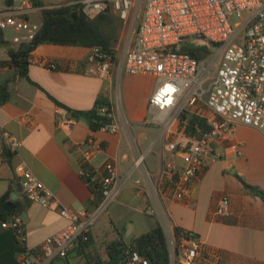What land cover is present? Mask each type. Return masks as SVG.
<instances>
[{
    "label": "crops",
    "instance_id": "1",
    "mask_svg": "<svg viewBox=\"0 0 264 264\" xmlns=\"http://www.w3.org/2000/svg\"><path fill=\"white\" fill-rule=\"evenodd\" d=\"M23 1L0 0V19ZM43 1L51 8L87 0ZM27 2L33 9L25 17L39 22L38 9ZM12 35L11 30L6 37L4 34L6 44H0V61H8L9 49L19 46L11 41ZM90 55L91 48L40 45L32 54L28 75L45 91L21 78L14 66L0 65V86L7 84L10 92L9 100L0 107V132L19 142L11 158L0 159V199L8 197L6 202H13V210H20L24 222V238H20L14 229L4 228L0 219V264H21L23 255L35 254L48 237L63 230L69 221L61 216V207L78 212L97 207L82 176V146L89 139L105 146L97 158L99 163H95L97 159L92 163L94 170L105 161L118 165V194L95 224L91 243L82 254L78 253L80 243L75 246L65 259L67 264H88V259L93 263L106 261L109 243L120 239L129 242L151 231L156 223L162 225L169 246L177 227L194 232L217 255L213 264H264V201L247 192L236 177L264 190V134L239 125L232 141L240 144L242 155L230 152L208 168L197 187L196 203L184 205L172 197L163 177L166 154L161 141L160 151L149 154L158 138L151 140L153 130H147L144 119L157 82H142L148 76L129 77L126 73L121 82L101 80L88 74ZM45 60L57 63L58 70L44 68ZM115 72L116 66L113 75ZM117 85L124 100L119 114ZM47 93L75 110H91L100 96L107 97L120 125L119 134L94 132L84 120H74L71 127L58 125V120L69 118L68 113ZM22 162L56 194L59 203L44 207L24 196L16 173V166ZM98 178L95 173L94 180ZM13 194H17L15 200ZM222 197L231 202L229 217L216 215ZM148 209L154 214H147Z\"/></svg>",
    "mask_w": 264,
    "mask_h": 264
},
{
    "label": "built area",
    "instance_id": "2",
    "mask_svg": "<svg viewBox=\"0 0 264 264\" xmlns=\"http://www.w3.org/2000/svg\"><path fill=\"white\" fill-rule=\"evenodd\" d=\"M140 2L141 16L135 40L122 62L116 56L91 48L88 74L101 80H112L113 67L132 76L153 77L157 88L148 102L150 119L146 123L162 127L164 166L172 197L187 206L196 203L197 187L205 172L230 152L242 155L240 144L232 141L239 125L264 134V0H87L85 12L94 17L110 9L123 23L131 17ZM142 4H144L142 8ZM33 7L24 0L0 19L5 37L12 31L14 44L31 42L42 22L25 17ZM211 45V54L198 60L183 50L193 40ZM42 66L58 70V64L45 60ZM111 122L101 130L119 134L120 125L113 110L101 109ZM189 113L205 120L209 129L195 126L196 134L189 136ZM73 119L58 120V125L71 127ZM145 123V124H146ZM19 142L5 131L0 132V159L6 151L14 153ZM105 146L89 139L82 146L81 163H92L104 152ZM169 154L171 157H168ZM179 160L181 163H179ZM103 200L93 210L75 211L61 207L60 214L69 224L48 237L35 254H25L21 264H51L65 260L79 243H88L99 218L108 211L118 194L116 184L119 167L105 161L96 170ZM24 196L32 203L48 207L59 203L56 194L25 162L16 166ZM85 170L82 169V176ZM153 215L154 211L147 210ZM216 215L229 217L231 202L222 197ZM24 238V222L20 216L3 221ZM176 230V229H175ZM172 264H213L216 254L194 232L175 231L170 247ZM126 264H149L131 249L126 251Z\"/></svg>",
    "mask_w": 264,
    "mask_h": 264
},
{
    "label": "trees",
    "instance_id": "3",
    "mask_svg": "<svg viewBox=\"0 0 264 264\" xmlns=\"http://www.w3.org/2000/svg\"><path fill=\"white\" fill-rule=\"evenodd\" d=\"M30 1L32 5L38 9V18L42 22V27L31 42L19 44L17 48H10L8 51L9 60L5 62L0 61V65L6 63L14 66L21 78L27 79L41 90L45 91L38 84L34 83L28 75L32 54L40 45L52 44L85 48L100 47L103 52L115 56L114 50L120 37L121 24L123 22L110 9L91 17L85 12L84 3L48 8L45 6L43 0ZM0 44H6L2 29H0ZM183 50L191 54L192 57L203 60L211 54V45L208 43L198 45L191 42L186 44ZM47 94L56 105L67 111L70 119L84 120L94 132L100 131L111 122V119L101 111L103 108H106L108 111L112 110L111 102L103 95L98 98L93 109L75 110L64 105L49 93ZM9 98L10 92L8 85H1L0 107L4 105ZM183 120L188 121L186 131L189 136L196 134V125H199L204 130L209 129L205 120L193 114H184ZM6 155L8 158H11L13 154L6 151ZM81 167L85 170L83 179L95 196L93 203L98 206L103 200V194L100 184L97 180H94V169L87 163H82ZM236 177L242 182L247 192L264 201L263 189L249 184L237 174ZM7 200L8 197H2L0 199V219L2 221L9 220L14 216H19L20 212L18 209H14L10 213L6 212L4 207ZM181 230L183 229L177 227L175 231L178 234ZM90 243L91 240L85 244L80 243L81 248L78 250V253L82 254L85 247ZM130 249L146 258L149 264H172L168 240L160 223H156L151 231L129 242L120 239L109 243L106 248L108 260H97L93 263L88 259V264H126V251Z\"/></svg>",
    "mask_w": 264,
    "mask_h": 264
},
{
    "label": "rangeland",
    "instance_id": "4",
    "mask_svg": "<svg viewBox=\"0 0 264 264\" xmlns=\"http://www.w3.org/2000/svg\"><path fill=\"white\" fill-rule=\"evenodd\" d=\"M144 3H145V0H144ZM143 6H144V4H142V8H143ZM140 16H141V6H140V2H138V5H136L133 8V10H132L131 17H130L129 21L127 23H122L121 24L120 37H119L118 43L116 44V47H115V50H114L115 51L114 54H115V56L117 58V64L119 62L123 61V59L126 56L127 51L129 50V48H131V46L134 43L135 33H136L137 27L139 25ZM192 43H195V44H198V45L205 44L203 41H201L199 39L193 40ZM123 74H125V72H123L121 67L119 66V68H116L115 75L112 76V81L113 82H121V76ZM129 77H134V76L129 75ZM135 78H137V77H135ZM142 82H154L155 83L157 81L153 77H146V78H144L142 80ZM116 93L118 95L119 106H120V108H118L116 111H117V114H119L120 113L119 109H122V102L124 100H122V98H121V96H122L121 95V90H119V86L118 85L116 86ZM138 99H140V96H139V98H137V100ZM148 102H149V100H148ZM147 108H148V106L146 107V118L144 119L145 123H146L147 119H150V115L148 113V109ZM144 126L147 128L148 131L153 130L152 133H151V140H152V137H153V141L156 138H158V140H159L158 141L156 139L157 141H156L155 145L153 146V148L149 152V154L154 155L155 152L160 151V141H161V146H163L162 145V127L161 126L152 125V124H149V123H146ZM135 132L137 133L136 130H135ZM99 161H100V159H97L95 161V163L97 164V163H99ZM171 246H172V243L169 246V248Z\"/></svg>",
    "mask_w": 264,
    "mask_h": 264
},
{
    "label": "water",
    "instance_id": "5",
    "mask_svg": "<svg viewBox=\"0 0 264 264\" xmlns=\"http://www.w3.org/2000/svg\"><path fill=\"white\" fill-rule=\"evenodd\" d=\"M17 198V194H13L12 195V200H15ZM5 211L10 213L13 211V208H14V204L12 201H8L5 203ZM57 264H67V261L66 260H60Z\"/></svg>",
    "mask_w": 264,
    "mask_h": 264
}]
</instances>
